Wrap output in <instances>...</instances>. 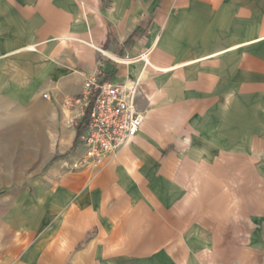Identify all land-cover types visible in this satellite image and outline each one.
<instances>
[{"label":"crops","instance_id":"1","mask_svg":"<svg viewBox=\"0 0 264 264\" xmlns=\"http://www.w3.org/2000/svg\"><path fill=\"white\" fill-rule=\"evenodd\" d=\"M94 74L140 80L146 119L73 171ZM11 119L28 164L0 171L42 174L0 186V264H264V0H0Z\"/></svg>","mask_w":264,"mask_h":264},{"label":"built area","instance_id":"2","mask_svg":"<svg viewBox=\"0 0 264 264\" xmlns=\"http://www.w3.org/2000/svg\"><path fill=\"white\" fill-rule=\"evenodd\" d=\"M143 58L145 64L152 67L148 55ZM140 94V80L115 85L100 74L87 78L81 96L74 101L83 111L82 131L77 142L84 153L78 159L69 158L64 166L73 171L98 167L107 157L129 145L146 119L137 107Z\"/></svg>","mask_w":264,"mask_h":264},{"label":"rangeland","instance_id":"3","mask_svg":"<svg viewBox=\"0 0 264 264\" xmlns=\"http://www.w3.org/2000/svg\"><path fill=\"white\" fill-rule=\"evenodd\" d=\"M23 132V125L22 123L15 122V120L11 119L9 122L0 124V133L2 140L1 142L6 143L8 142L7 134L16 136L13 141L15 144H21V140L18 139L21 135L20 133ZM12 141V142H13ZM9 142H11L9 140ZM13 158L14 162L13 165L15 168H22L25 166V164H28L27 159L22 156H14V157H7V156H1L0 157V167H6L7 166V160ZM49 158V157H48ZM50 164H48L49 167ZM65 167V166H64ZM67 168V167H66ZM42 173L37 172L35 170L31 171H0V186L4 185H14V187H17L19 185H22L24 183H28L33 178H36L37 176H40ZM15 190L17 188H14ZM12 190V188H2L0 187V196L7 193V191ZM242 211V210H241Z\"/></svg>","mask_w":264,"mask_h":264},{"label":"trees","instance_id":"4","mask_svg":"<svg viewBox=\"0 0 264 264\" xmlns=\"http://www.w3.org/2000/svg\"><path fill=\"white\" fill-rule=\"evenodd\" d=\"M77 130H78V136H79L80 133H81V131H82V126L80 125V126L77 128Z\"/></svg>","mask_w":264,"mask_h":264},{"label":"bare ground","instance_id":"5","mask_svg":"<svg viewBox=\"0 0 264 264\" xmlns=\"http://www.w3.org/2000/svg\"><path fill=\"white\" fill-rule=\"evenodd\" d=\"M123 59V58H122ZM122 61V60H121Z\"/></svg>","mask_w":264,"mask_h":264}]
</instances>
